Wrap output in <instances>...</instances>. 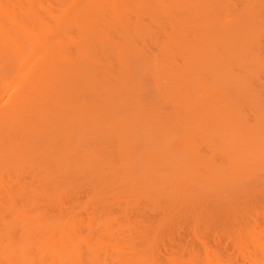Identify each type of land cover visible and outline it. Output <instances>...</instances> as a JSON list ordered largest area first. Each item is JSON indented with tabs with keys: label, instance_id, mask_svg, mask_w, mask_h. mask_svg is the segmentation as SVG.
<instances>
[{
	"label": "bare ground",
	"instance_id": "obj_1",
	"mask_svg": "<svg viewBox=\"0 0 264 264\" xmlns=\"http://www.w3.org/2000/svg\"><path fill=\"white\" fill-rule=\"evenodd\" d=\"M0 264H264V0H0Z\"/></svg>",
	"mask_w": 264,
	"mask_h": 264
}]
</instances>
